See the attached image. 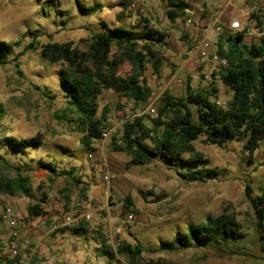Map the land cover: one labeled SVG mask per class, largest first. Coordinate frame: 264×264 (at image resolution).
<instances>
[{"label": "rangeland", "instance_id": "rangeland-1", "mask_svg": "<svg viewBox=\"0 0 264 264\" xmlns=\"http://www.w3.org/2000/svg\"><path fill=\"white\" fill-rule=\"evenodd\" d=\"M252 2L264 12V0ZM238 3L234 0V5ZM188 4L185 19L171 20L165 0H0V42L13 46L10 62L0 66V141L10 136H44L43 145L31 148L27 155L5 156L29 177L32 189L31 198L0 194V213L12 207L29 241L20 253V264H264L259 219L246 195L247 186L254 197L264 194V140L253 155L240 140L223 146L197 140L195 151L206 160V169L217 172L216 178L203 182H188L161 159L133 166L130 156L113 148L114 138L121 135L126 121L140 117L148 128H156L155 133L162 130L154 119L165 94L180 99L189 87L209 88L213 81L219 89L218 104L224 106L231 99L232 91L219 77L229 64L219 68L210 60L200 63L196 42L191 39L194 31L185 26L187 18H194V6ZM80 5L94 10L82 12ZM239 5L248 11L249 5ZM122 16L125 18L120 20ZM142 17L164 34L161 52L165 60L160 73L150 65L145 70L152 95L146 102L136 103L112 91L103 93L99 115L109 109V130L95 143V151L88 150L81 143L82 133L60 85V66L42 60V47L71 42L73 47L86 50V42L99 31L143 29ZM238 19L246 23L244 17ZM229 27H222L223 35L239 32L231 33ZM259 32L262 37H245L244 42L264 39V17ZM31 44L34 49L26 51ZM142 47L141 42L138 48ZM130 70L125 62L119 74L126 76ZM149 107L155 110L154 117L148 113ZM58 114L67 119L57 118ZM96 163L104 164L112 175L109 185L94 179ZM1 171L15 177L13 171L3 167ZM127 197L134 203L131 211L135 212V222L123 226L121 221L129 213L123 212ZM44 198L47 214L29 217L27 208ZM224 213L236 218L244 236L240 241L186 250L162 249L163 243L174 245L176 236L185 235L189 225ZM66 215L73 219L68 226L64 225ZM79 223L81 235L73 232ZM110 229L120 231L116 243L141 246L142 254L135 262L117 253V244L113 256L101 252L104 244L99 237L107 240Z\"/></svg>", "mask_w": 264, "mask_h": 264}, {"label": "trees", "instance_id": "trees-1", "mask_svg": "<svg viewBox=\"0 0 264 264\" xmlns=\"http://www.w3.org/2000/svg\"><path fill=\"white\" fill-rule=\"evenodd\" d=\"M165 1L168 5L167 16L171 20L188 16L190 5L185 1ZM79 8L85 13L94 10L82 5ZM254 16L260 27L261 18ZM124 18L122 16L120 20ZM140 21L145 27L136 31L120 28L95 33L86 42V50L73 47L71 42L48 43L42 47V60L60 66V85L82 133L81 143L88 150L95 151V143L103 140L109 130V109L105 108L99 115V99L103 93L112 91L136 103L146 102L152 95L145 70L150 65L157 74L160 73L165 60L161 52L164 34L151 27L145 17ZM244 37V32L219 36L218 54L227 58L229 64L224 73H219V77L232 91L231 99L224 106L218 104L219 89L213 81L209 88L195 90L189 87L180 99L165 94L159 115L154 119L155 126L162 127V130L155 133L156 128H148L140 117L126 121L121 135L114 138V150L130 156L133 166L147 165L161 159L188 182H203L217 176L216 171L206 169V160L195 151L194 143L200 138H203L204 144L214 146L240 140L253 155L264 140V39L259 43L246 44ZM141 42L143 47L138 48ZM32 49L33 44L26 47V51ZM12 50V45L0 42V66L10 62ZM125 62L131 66V70L122 76L119 70ZM57 118L64 119L60 114ZM43 143L42 134L28 139L10 136L0 141V194L11 197L23 194L31 198L29 177L24 176L21 169L5 156L8 153L25 156L31 148H39ZM1 167L13 171L15 177L5 175ZM246 195L259 219L258 233L264 251V194L254 197L251 187L247 186ZM124 202L123 212L135 213L131 211L134 206L132 198L127 197ZM45 203L44 198L30 205L27 208L29 217L46 215ZM81 228L82 224L73 232L81 235ZM187 231L185 235L176 236L174 245L163 243L162 249L204 248L211 244L238 242L244 238L236 218L228 213L218 217L208 216L203 223L189 225ZM99 241L104 244L101 252L113 256V247L103 237H99ZM116 250L133 262L142 254L141 246L126 241L119 242ZM2 256L0 254V264H14L21 260L20 255L15 259Z\"/></svg>", "mask_w": 264, "mask_h": 264}, {"label": "built area", "instance_id": "built-area-1", "mask_svg": "<svg viewBox=\"0 0 264 264\" xmlns=\"http://www.w3.org/2000/svg\"><path fill=\"white\" fill-rule=\"evenodd\" d=\"M187 3L192 4L193 0H183ZM243 4L249 5L248 11L240 10L239 13L241 17H244L243 23L239 19L233 21L230 24L229 30L232 32H244V36L248 38H252L255 35L263 36L262 33L259 32L258 21L255 16L259 18L264 17V12L259 10L256 3H250V0H240ZM234 3V0H227V5L230 7ZM185 26L187 28L193 29V34L191 35V39L196 42V54L200 57V63L204 64L207 61H212L213 64L218 66L219 68H225L228 65L227 58H222L218 54V41L219 36L224 34V30L219 24L218 19H214V23L212 25L202 24L199 21L194 20L189 17L185 21ZM212 33L217 35V40L211 38ZM237 33V32H236ZM244 37V38H245ZM263 40V39H262ZM261 40V41H262ZM260 41V42H261ZM220 105V104H219ZM155 110H152L150 107L148 108V113L153 114ZM154 117V115H152ZM94 178L96 181L102 182L103 184L109 185L112 180V175L106 169L104 164L96 163L94 165ZM100 207L96 209L99 211ZM92 216L87 217V220H92ZM73 222L72 215H66L64 219V225L68 226ZM135 222V215L132 212H129L124 221H121V224L124 226L128 223ZM81 223L78 224V227ZM97 230L100 231L101 228L97 227ZM117 229H110V234H106L108 237L107 244L115 247L116 243L115 237L119 233ZM29 244L28 239L25 235V230L23 229L20 219L16 214L15 210L11 207L4 208L0 213V254L8 255L10 259H15L16 256L20 255L21 251L27 249ZM23 263V261H20ZM18 262H14V264H20Z\"/></svg>", "mask_w": 264, "mask_h": 264}, {"label": "crops", "instance_id": "crops-1", "mask_svg": "<svg viewBox=\"0 0 264 264\" xmlns=\"http://www.w3.org/2000/svg\"><path fill=\"white\" fill-rule=\"evenodd\" d=\"M242 2L239 0L238 4ZM234 3L229 9L227 5V0H193L192 5L194 6V20L201 22L202 24L212 25L214 19L219 20V24L224 27H229L230 24L237 20L240 15L239 11L240 5L238 7ZM223 8L220 11H216V8ZM211 38L217 40V35L212 33ZM95 179V178H94ZM99 182V181H98Z\"/></svg>", "mask_w": 264, "mask_h": 264}]
</instances>
